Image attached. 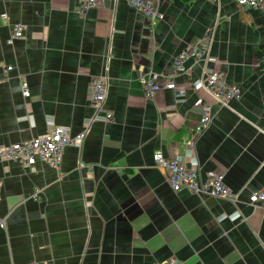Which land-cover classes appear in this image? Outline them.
<instances>
[{
	"label": "crops",
	"instance_id": "obj_1",
	"mask_svg": "<svg viewBox=\"0 0 264 264\" xmlns=\"http://www.w3.org/2000/svg\"><path fill=\"white\" fill-rule=\"evenodd\" d=\"M155 6L151 28L126 0L83 12L75 0H0V147L52 128L85 134L58 170L0 158V264H264V208L248 200L264 190V14L232 0ZM13 26L23 34L7 44ZM200 41L205 54L171 77L184 95L145 97L138 76L168 72ZM215 72L240 91L225 106L203 87ZM98 78L107 88L94 110ZM156 151L222 172L233 198L173 192Z\"/></svg>",
	"mask_w": 264,
	"mask_h": 264
},
{
	"label": "built area",
	"instance_id": "obj_2",
	"mask_svg": "<svg viewBox=\"0 0 264 264\" xmlns=\"http://www.w3.org/2000/svg\"><path fill=\"white\" fill-rule=\"evenodd\" d=\"M240 9H260L264 14V0H232ZM78 4L79 12L87 10V4H92L95 0H75ZM128 4L136 7V12L144 16L152 28L154 23L161 19V15L156 11L155 0H127ZM131 6V5H130ZM22 36L20 26H13L10 38L7 44H12L14 39ZM206 51L203 41L194 44L188 50H182L178 58L174 61L173 66L168 72L160 74L148 73L138 76L140 88L145 97L152 99L158 92L168 89L173 91L176 97H182L184 90L176 86L171 77L177 72L182 71V64L187 57L199 59L201 49ZM257 67L264 73V58H260ZM11 67H7L6 71H10ZM21 95L25 98L29 97L27 83L24 80L20 82ZM204 89L218 102L219 106H225L228 102L239 96V89L235 85L225 82V77L220 72L213 74L205 73ZM106 82L104 79L98 78L92 80L90 85V106L94 110H101V104L104 102L106 95ZM106 121H112V114L106 113L104 116ZM211 116L204 114L192 129V136L189 145L192 144L194 137L198 136L207 127ZM85 134L82 132L71 137L67 130L63 128H52L45 134L32 138L21 143H14L9 146L0 147V158L17 162L24 166H32L37 160L46 163L55 170L59 168L61 163V154L67 145L80 147ZM153 162L157 168L165 174L166 182L173 192H179L186 189L191 193L203 194L218 199H231L233 196L229 188L224 182V174L217 171H206L203 175L199 169L193 165L166 158L160 151H156L152 156ZM1 191V189H0ZM250 205L261 206L264 208V190H259L250 194ZM0 228H5V223L0 220ZM32 264H48L47 262H37ZM163 264V263H162ZM165 264H178V260L170 259Z\"/></svg>",
	"mask_w": 264,
	"mask_h": 264
},
{
	"label": "bare ground",
	"instance_id": "obj_3",
	"mask_svg": "<svg viewBox=\"0 0 264 264\" xmlns=\"http://www.w3.org/2000/svg\"><path fill=\"white\" fill-rule=\"evenodd\" d=\"M151 1V0H150ZM126 2H127V0H126ZM99 3V0H95V2L94 3H92V4H87V8L88 9H92V8H94L95 6H97V4ZM128 3V2H127ZM78 5V4H77ZM131 5V7L133 8V9H136V7L134 6V5H132V4H130ZM156 11H157V9H156ZM1 19H2V21H6V19H7V16H6V14H1ZM149 24V23H148ZM149 27H150V25H149ZM20 30H21V32L23 31V29L20 27ZM23 34V33H22ZM202 40V39H201ZM199 52H201V56H203L204 54H205V50H204V48L203 49H201ZM200 56V57H201Z\"/></svg>",
	"mask_w": 264,
	"mask_h": 264
}]
</instances>
